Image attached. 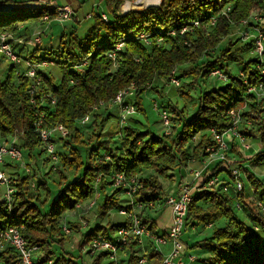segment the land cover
<instances>
[{"label": "trees", "instance_id": "trees-1", "mask_svg": "<svg viewBox=\"0 0 264 264\" xmlns=\"http://www.w3.org/2000/svg\"><path fill=\"white\" fill-rule=\"evenodd\" d=\"M123 1L106 0L108 20L102 14L95 15L94 24L85 36H79L74 29L68 35L64 33L61 45L52 52L49 49V52L41 54L38 45L33 47L30 56L23 57L20 54L35 63L55 61L53 67H57L61 73L59 83H55L52 74L46 69L40 74L44 78L46 92L56 99L54 105L46 107V125L52 127L63 124L70 130L69 136L55 138L59 156L56 172L60 173V183L66 179L60 169H82V174L59 189L48 208H45V203L49 199L50 189L42 167L49 166L50 161L41 159L43 148L38 133L35 132L34 112L29 105L30 78L26 76V70H17L19 64L11 61H7L11 64L7 76L3 79L0 77V133L8 140L18 137L27 165L32 167V172L26 173L13 163L7 164L10 170L15 168L10 173L16 189L12 201L0 198V230L8 226L19 228L30 245H41L46 260L54 259V247L64 249L65 237L69 236L63 232V225L60 226L63 212L77 209V205L91 199L97 189L103 196L99 202L100 217L106 215L111 207L119 210L126 206L125 197L115 198L116 191V194H123V191L113 186L110 180L113 173L124 172L140 176L145 166L154 170V174L140 176L143 187L136 198L140 202L153 201L157 204V208L148 210L143 218L151 229L158 232L156 218L149 213L163 210L169 197L159 176L168 177L175 170L182 174L181 170L189 162L198 158L205 161L215 144L211 130L221 132L231 127L234 119L230 111L233 109L238 111L249 106L242 114L251 124L243 123L242 131L250 143L253 139L261 141L263 150L257 155L260 156V161L264 160V100L258 99L255 94H247L248 86L260 82L264 84V75L258 67L260 59L251 53L254 46L251 41L242 43L230 36L233 31L232 22L247 18L253 12L264 13V0H162L160 6L133 9L125 15L119 13ZM227 7L230 10L224 13ZM57 14V9L51 6H18L10 12L0 13V32L10 31L16 37L28 40L30 37L25 36L26 29L22 31L23 26L19 22L42 19L46 15L54 20ZM214 18L215 23H212ZM194 21H198V26L192 23ZM259 26L264 31V23ZM184 27H188V30L181 33ZM171 29L176 31L175 35L167 34ZM143 32L150 34V46H145L136 39ZM159 38L163 39L158 43ZM122 39L125 47L118 52V66L114 67L106 53ZM224 39L226 42L223 44ZM98 45L100 48L97 49ZM1 59L6 62L5 57L0 55V65ZM182 66H185L182 69L184 74L177 72ZM263 67L264 62L261 64V68ZM175 69V76L179 80L181 74L195 85L209 84L208 88L203 85L204 88L200 89L194 113L190 117L182 114L180 124L175 127L168 106L160 104L168 108L171 114L170 134L164 131L161 135H155L149 130L127 124L121 129L118 139L101 140L98 136L97 147L90 145L85 150L83 161L74 145H84L82 134H86L87 129L92 130L95 125L96 129L102 130L111 117L105 119V111L101 109L92 114L88 123L81 124L79 120L96 103L110 102L132 83L136 85L134 102L137 110L144 112L141 96L152 84L156 85V91L161 92L159 83L170 84L169 78ZM216 69L227 73L230 80L224 83L210 80V73ZM17 78L19 81L15 82ZM180 85L173 87L181 91L183 87ZM184 92L190 96L189 92ZM48 102L51 103L49 100ZM108 111L118 121L117 109ZM131 118L132 116L129 120ZM100 131L96 135L102 133ZM116 132L114 134L117 135ZM199 135L200 139L189 155L186 144ZM114 140H118L120 144L114 146ZM234 145L236 146L233 143L232 147ZM232 164L242 171V175L245 173L252 189L257 193L256 208L245 200L247 183L242 176L243 189L236 191L230 169L222 167L221 161L209 169L208 173L212 171L210 176H219L221 183L211 188L207 187L209 179L202 181L199 189L193 192V201L186 218L183 240L189 254L196 255L194 264H264V186L243 164L238 165L233 160ZM51 170L52 166L47 173ZM39 172L43 177L38 175ZM179 182L182 183V178ZM109 186L116 188L113 193H108ZM224 186H228V190L225 191ZM179 190L180 187L176 194ZM42 192H46L43 199ZM245 206L249 207V218L255 229L236 217L235 210H241ZM222 219H227L228 223L215 227L211 236L196 240L192 247L186 235L189 229L195 230L198 226L210 228ZM69 224H74L76 229L80 228L78 223ZM127 224L128 221L113 223L110 229L108 226L95 224L83 234L82 243L88 242L100 232L111 238L112 232ZM189 233L190 231L187 234ZM145 245L150 249L145 250L146 247L132 241L129 256L124 259L126 264H139L143 256L148 258L146 264H158L162 261V256L155 253L150 244ZM204 245L207 247L204 252L208 255L199 257L196 250H201ZM104 258V255L98 256L95 264H100ZM3 260L5 264H17L12 249H6Z\"/></svg>", "mask_w": 264, "mask_h": 264}, {"label": "built area", "instance_id": "built-area-1", "mask_svg": "<svg viewBox=\"0 0 264 264\" xmlns=\"http://www.w3.org/2000/svg\"><path fill=\"white\" fill-rule=\"evenodd\" d=\"M141 0H124L120 6L119 13L125 14L133 9V5L139 4ZM162 0H158L155 4H149L147 0H144L145 7H157L160 6ZM58 14L54 18L55 21L64 22L72 18L73 10L70 7H61L59 5L54 6ZM230 10L227 7L226 11ZM102 17L107 21L108 16L102 14ZM43 20H50V16L46 15ZM195 26H198V21L192 22ZM212 23H215V18ZM264 23V13L253 12L249 17L242 18L240 20L232 22L233 31L230 36L234 39H238L240 42L245 43L251 41L253 43L252 54L260 59L258 64L262 75H264V67L261 68L262 62H264V31L259 26ZM188 30V27H184L181 33ZM168 35H175L176 31L171 29L167 33ZM41 32L33 35L29 38H18L13 32L3 31L0 32V55L5 57L6 61H11L15 64H25L26 76L30 78L31 85L29 87V105L34 112V126L35 132L38 133V137L42 144L43 152L41 159H48L50 166L53 170H57L59 163V156L56 152L57 141L56 137H67L70 135V130L63 124H57L52 127L46 125V107L54 105L56 99L48 92H46L44 86V78L40 74L48 66L55 65V61H41L35 63L31 60L23 58L20 54L16 53L12 47L13 42H17L20 45L37 47L42 43ZM136 39L141 41L145 46L152 44L150 34L141 33ZM163 38L158 39V43ZM125 47L124 40H120L114 45V48L107 51L106 55L113 61L114 67L118 66L117 55ZM100 45L97 46V49ZM86 64V61L84 62ZM242 76L244 74L240 72ZM176 69L170 75L169 81L171 85L179 86L181 84L179 78L176 76ZM210 77L215 78L216 83L228 82L229 75L221 69H216L210 73ZM136 91L135 83H132L130 87L121 90L117 96L110 102L99 101L96 103L92 110L87 113L83 118L79 120V123L86 124L90 121L92 114L100 111L101 109H117L118 110V123H117V135H120L121 129L128 124L130 116L138 113L137 106L134 102V96ZM247 94H255L258 99L264 100V84L260 82L257 85H251L247 87ZM48 100L51 102L49 103ZM246 107V106H245ZM153 108L157 111L160 119L164 125L165 132L170 134L172 132V119L168 108L161 106L157 102L153 104ZM234 121L231 127L224 131L211 130L215 144L210 149L207 165L221 161L224 164L222 167H228L233 176V184L236 191L243 189L244 183L241 179L242 171L232 164L229 155L232 149L233 143L239 147L240 150L247 151L253 147V143L249 142V138L243 133L242 125L246 123L251 124V121L246 120L242 116L241 110H231ZM13 163L17 165L21 170L26 173L32 172V167L27 165L25 160L23 149L19 144L17 136L6 139L0 133V187L5 189L6 192L2 196L7 201H12L13 192L16 187L13 175L7 171L9 166L7 164ZM208 170H192L194 175V181L185 180L180 186V190L176 195H170L166 200V205L171 209L172 224L168 227L166 232H156L151 229L149 225L144 222V215L148 210H155L157 204L153 201L148 203L137 201V195L143 187V182L138 174H127L124 172L113 173L110 176V180L114 187H117L123 191L122 196L126 198V206H123L118 211L121 215L126 217L128 221L127 225L121 226L117 231L112 232L111 238L106 234L100 232L91 237V239L84 243L83 251L91 256L104 255L108 258L110 264H126L125 258L128 257L129 246L132 241H137L141 246L146 243L150 244L151 248L155 250V253L162 256V261L158 264H194L196 260L195 254H187V247L184 243L183 237L186 231L187 213L189 205L193 201V192L196 184L201 185V182L209 179L207 187L214 188L221 180L219 176H210L212 173H208ZM204 172V173H203ZM208 173L206 177L205 174ZM99 180V179H98ZM201 181V182H198ZM191 183V184H190ZM35 184H33V187ZM228 186H224L223 189L228 190ZM101 192L97 189L93 197L89 199L86 206L81 203L77 205V209L90 211L98 205V199L101 197ZM84 228L90 230L95 225H92L89 220H84ZM211 226V224L209 225ZM62 230L66 235H70L73 232V228L68 223H64ZM12 249L17 258V264H55L53 259L46 260L44 257V250L41 245H30L27 239L23 236L21 230L15 226H8L0 230V264H5L3 260V254L6 249ZM126 256V257H125ZM148 258L143 256L139 260V264H146Z\"/></svg>", "mask_w": 264, "mask_h": 264}, {"label": "rangeland", "instance_id": "rangeland-1", "mask_svg": "<svg viewBox=\"0 0 264 264\" xmlns=\"http://www.w3.org/2000/svg\"><path fill=\"white\" fill-rule=\"evenodd\" d=\"M138 1V0H137ZM134 8L136 9H144L145 7V3L144 0H141L139 2V4L137 5H133ZM257 11V10H256ZM1 12H5V9L1 10L0 9V13ZM109 17V16H108ZM95 19V17H93V20ZM94 22L91 21L89 23H85L81 28L82 29H77V33L79 34V36L83 37L86 35L88 29H89V25ZM71 22L69 21H64V22H60V21H55V20H43V19H38V20H34V19H30V20H24L22 22H19V24L21 26H23L22 31H24L26 29L25 32V36L30 37L33 36L31 35L34 31L35 34L41 32V36H42V43L40 45V53L43 54L45 51L52 52L53 50L57 49L60 45H61V40L62 37L64 35V33H66L67 35L70 33L71 27L70 24ZM65 39V38H64ZM226 42V39H224L223 44ZM12 47L14 49V51L16 53L21 54L23 57L29 55L33 49L32 46L27 45V46H22L20 44H18L17 42H13L12 43ZM27 49H29L30 51L27 52ZM53 53H51L52 56ZM217 54V53H216ZM215 54V55H216ZM5 61V60H4ZM11 64L6 62H3V60L1 59V65H0V77L3 79L7 76L8 74V69L10 68ZM185 66L179 67V70L177 72H181V74H184V71L182 69H184ZM27 69L25 64H21L18 66L17 70L20 71H25ZM46 70H48L49 73L52 74L55 83H59V80L61 78V73L59 71V69L57 67H53V65H51L50 67L48 66L46 68ZM182 70V71H181ZM180 74L181 77V85L183 87V89L181 91H179L178 89L176 90V87H173V85L169 84H163L162 82L159 83L160 85V91H156L154 88L156 85H150L147 92L144 93L141 97H142V107L144 112H138L136 114H134L132 116V118L129 120V123L131 126L137 127L139 129L142 130H149L151 133L155 134V135H161L164 131L165 128L163 127L162 122L160 121V116L157 113V111L153 108V104L155 102H157L158 104L161 105H165L168 106L169 110L171 111L172 117H173V123L176 126H178L180 124L181 121V117H183L184 115L187 116H191L196 108V102H197V97L199 95V91L200 89H203L204 86L205 88L209 87V84H205L203 83V85L201 84H194L193 82H191V80H189L187 77H183ZM215 80V78L210 77V80ZM19 79H15V82H18ZM158 82V80H157ZM157 84V83H156ZM165 88V89H164ZM158 90V89H157ZM184 91H187L190 93V96H188ZM264 104V102H263ZM114 108L111 109H102L105 111V116H103L105 119H110L105 123V125L102 128V133H99L96 135V133L98 131H100L98 128L96 129V125L93 126L92 130L87 129V133L86 134H82V140L84 141V145H74L76 149L79 150L80 155H82L83 157V161H85V150L91 145V147H97L96 144V140L97 139H118L117 137H120V135H116L114 134L117 130V119L116 117L113 116V114L111 112H109L108 110H113ZM247 109H249L248 107H244L241 112L246 111ZM116 110V109H115ZM183 110V111H182ZM108 111V112H107ZM118 111V110H117ZM115 114V113H114ZM183 114V116H182ZM242 116L244 117V115L242 114ZM256 127H258L256 125ZM105 128V129H104ZM100 131V132H101ZM107 131V133H106ZM115 131V132H114ZM113 134L115 136H113ZM95 135V136H94ZM99 136V138H97ZM200 139V135L197 136L196 139H193L191 142L186 144L187 148V153H189V155H191L193 153L194 150V146L196 145V143L199 141ZM256 139V138H255ZM115 142L113 143L114 146H118L120 144V142L118 140H114ZM253 143V147H251L250 149H248L246 152H242L239 147L237 146H233L232 147V151L229 155L230 160H233L234 162H236V164L240 165L243 164L245 168H248L250 171H252L257 178L260 179L261 183L264 186V160L260 161V156H258L257 154L259 153V151H261V147H262V143L259 139L256 140H252L251 141ZM263 150V149H262ZM37 153V149L36 152ZM203 161L201 158L195 159V161H191V163H193L192 165L195 166L194 168H202L203 166ZM31 163H34L33 160H30ZM195 163V164H194ZM59 165V164H58ZM192 165H188L187 167L183 168L182 174L178 173L177 170H175L174 172H172L173 174H169L168 177L166 176H159L160 181L162 182L163 185V189L164 191L167 193V195H170L175 192H173L174 190L177 191L178 188L185 183V180H187V176L186 175H190V171H192L191 169L193 168ZM226 165V164H224ZM223 165V166H224ZM35 167V164H34ZM51 166H46L42 167V173L45 174V177L48 179V187L50 189V194H49V199L48 201H46L45 203V208H48L51 206V204L53 203L54 199L57 196V193L59 191V189H61L62 187H64L65 183H67L68 181H72L75 178H77L80 174H82V169H76V168H69L66 167L64 169H60L62 170V172H64L63 174L66 176V179L63 180L61 183V176L60 173H57L56 170H51L50 172L47 173V171H49V168ZM146 168L143 169L142 173L140 174V176H147L150 174H154V170L151 168H147V166H145ZM191 167V169H190ZM36 168V167H35ZM9 172H12V170L14 171L15 168L11 169L8 168ZM38 169V167H37ZM186 169V170H184ZM208 172V171H207ZM42 173H38L39 176L43 177ZM184 173V174H183ZM210 173V172H209ZM168 175V174H167ZM184 176H186V179H184ZM244 181H246L247 186L246 189L244 190V197L245 200L248 201V203L251 205V207L256 208V201H257V193L252 189L247 176L245 175V173L243 172L242 175ZM182 178V183L180 184V180ZM190 181V180H189ZM191 184V183H190ZM116 188L114 187H110L108 189V193H113L115 191ZM174 189V190H173ZM6 192L5 189H2L0 187V198H2V196L4 195V193ZM118 191H116L117 193ZM114 194L116 199H121L122 194L119 192L118 194ZM46 196V192H42V199ZM103 199V196H101L98 199V203L101 202ZM89 199H86L84 201H82V205L86 206L88 204ZM202 205H205L203 203H201ZM204 208H206V206H204ZM148 213V212H147ZM249 207L245 206L243 209H239V210H235V214L236 217L242 221H244L245 223H247L249 226L254 227V224L252 223V221L249 218ZM156 213L152 212L149 213V215L151 217H153ZM160 221L163 222V216L164 215H168L167 211L162 212L160 214ZM99 218H103L104 217V224L105 225H101L103 227H107L110 229V226L113 223H121L123 221H126V217L121 215L118 211V209L116 207H111L106 215H103L102 217H100V203L93 209H91L90 211H86V210H79V209H68L65 212H63L62 216H61V220H60V226L63 225L64 223H68V222H73V223H78L80 225L79 229H76L73 225L74 224H70L72 225L71 227L73 228V232L69 235L66 236L65 238V242H64V249L62 248H56V253L54 255V263L56 264H95V259L98 256H91L89 254H87L86 252L83 251V245L84 243H82L83 241V234L88 231V229L84 228L83 222L84 220H89L90 223L92 225H95V223H99ZM228 223L227 219H222L221 221L217 222L213 227H203V226H198V228H196L195 230H190V233L186 235L188 238L189 243L192 245V247L195 246L194 242L196 240H203L209 236L212 235V232L214 230L215 227L217 226H224ZM162 224V223H161ZM100 225V224H99ZM100 226V227H101ZM160 227H163L162 225H160L159 227L156 228L157 231L162 232V229ZM190 228V227H189ZM185 235V237H186ZM81 251H80V250ZM207 249V247L204 245L202 247V249H197L196 253L199 255V257H204L207 256L208 254L204 252V250ZM130 251V250H129ZM195 251V250H194ZM142 254V253H141ZM187 254H189L188 250H187ZM103 256V255H100ZM129 256V254H128ZM105 257V256H104ZM126 257V256H125ZM141 259V258H140ZM200 262L202 261L201 258L199 259ZM100 264H108V258L105 257L102 262Z\"/></svg>", "mask_w": 264, "mask_h": 264}, {"label": "crops", "instance_id": "crops-1", "mask_svg": "<svg viewBox=\"0 0 264 264\" xmlns=\"http://www.w3.org/2000/svg\"><path fill=\"white\" fill-rule=\"evenodd\" d=\"M56 4L61 6V7H70L73 10L72 18L67 20V21L71 22L70 27H71L72 31L74 29L75 30L82 29L81 27L86 22L89 23L91 21H94L95 19L93 20V17H95V15H97V14H106L108 16L106 0H0V9L1 10L5 9V12H1V13H7V12L12 11L13 9H15L18 6H34V7L51 6V7H54ZM93 24H94V22H92L89 26L91 27ZM34 32H36V31H34ZM34 32L31 35H33V34L35 35ZM70 32H71V30H70ZM31 37H33V36H31ZM29 51L30 50L27 49V52H29ZM192 164L193 163L189 162L188 165H192ZM202 164H203L202 168L196 169V168H194L195 166L192 165L193 168L191 169V167H190V169L191 170H193V169L204 170V172H205L206 170L209 171V169H211L215 166V164H213V163L206 166L207 160H205ZM184 170H186V169H184ZM210 173H212V171ZM186 176H187L188 181L189 180H190V182L194 181V175H193L192 171H190V175L188 174ZM186 176H184V179H186ZM198 182H201V181H198ZM197 185L198 184H196L194 191L199 189V187ZM173 192H175L174 193V195H175L176 191L174 190ZM170 195H173V193ZM164 211H167L168 215L167 216L164 215L162 218L163 222H161L159 220L161 216L158 214H160L162 212V215H163ZM154 213H156L153 217L156 218L157 226L158 227L160 225L163 226V227H160L162 229L161 233L166 232L168 227L172 224V216H171L170 207H168L166 205L163 210L158 211V212H154ZM98 219L100 220L99 223H95V224L105 225L104 221H103L104 217L103 218L98 217ZM144 247H146L145 250L150 249V247H148L146 245H144ZM84 264H87V263H84Z\"/></svg>", "mask_w": 264, "mask_h": 264}, {"label": "bare ground", "instance_id": "bare-ground-1", "mask_svg": "<svg viewBox=\"0 0 264 264\" xmlns=\"http://www.w3.org/2000/svg\"><path fill=\"white\" fill-rule=\"evenodd\" d=\"M158 0H147V2L149 3V4H155L156 2H157ZM130 12V11H129ZM128 13V12H127ZM127 13H125V14H127ZM125 14H123V15H125Z\"/></svg>", "mask_w": 264, "mask_h": 264}]
</instances>
